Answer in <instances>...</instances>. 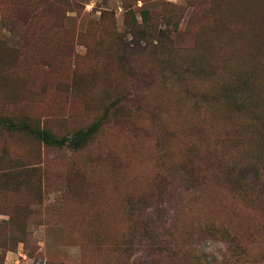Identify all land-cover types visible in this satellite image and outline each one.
I'll use <instances>...</instances> for the list:
<instances>
[{
    "label": "rangeland",
    "instance_id": "obj_1",
    "mask_svg": "<svg viewBox=\"0 0 264 264\" xmlns=\"http://www.w3.org/2000/svg\"><path fill=\"white\" fill-rule=\"evenodd\" d=\"M230 1L49 0L60 13L62 27L74 33L73 54L84 59L77 67L88 71L97 66L95 82L69 93L64 89L68 67L51 69L46 62L34 64L31 57L24 68L0 75V107L12 106L18 114L38 118L53 135L64 137L96 118L85 111L84 102L102 88L105 69L98 65L106 59L101 53L86 59V45H92L97 34L85 31L102 13L124 36L126 51L136 54L123 25L125 3L137 23L140 10L177 7L173 45L190 52L194 46L204 50L206 67L150 89L148 73L137 72L127 90L138 98L143 95L144 112L125 125L105 124L92 143L76 150L0 141V230H10L3 222L15 207L21 217L14 236L21 241L8 251L23 255L21 264H152L141 248L117 256L111 244L135 227L140 215L137 211L129 216L124 197L152 192L156 181L166 184L161 191L163 223L157 229L169 235L176 253L173 264H193L196 257L201 263L264 264V50L247 39L255 21L261 20L264 33V16L255 11L262 0H233L245 5L243 14L232 12ZM17 2L0 0V42L15 50L25 28L13 9ZM211 5L220 24L200 27L208 22L203 12ZM58 38L47 30L38 49L46 54ZM221 60L225 64L218 63ZM6 61L0 55V70ZM237 79H248L246 100L236 92ZM34 154L39 159L33 167L28 164ZM95 154L97 162L92 160ZM74 170L82 173L81 182ZM253 174L256 184L244 196L241 187ZM233 246L245 251L237 262L229 253Z\"/></svg>",
    "mask_w": 264,
    "mask_h": 264
},
{
    "label": "trees",
    "instance_id": "obj_2",
    "mask_svg": "<svg viewBox=\"0 0 264 264\" xmlns=\"http://www.w3.org/2000/svg\"><path fill=\"white\" fill-rule=\"evenodd\" d=\"M127 4L125 3L127 9L123 25L127 29L130 40L138 50L136 54H130L126 51L127 42L124 36L115 32L111 17L109 18L106 13H102L97 21L89 22L85 31L87 34H97V39L93 41V44L86 45V59L92 60L94 53H101L106 59L98 65L100 69H105L102 88L98 91L96 97L84 102L85 111L94 112L93 117L96 118L87 126L72 131L64 137H58L53 135L38 118L18 114L15 109L10 110L12 106H3L0 107V141L3 145H5V142L22 140L34 145L40 144L46 148L67 146L71 151L76 150L79 146L92 143L94 134L105 124L125 125L139 113L144 112L147 103L143 95L138 98L130 95L127 90L129 81L137 72L148 73L150 89L153 85L159 86L168 82L174 84L177 80L183 79L184 74L189 72L194 74V72L196 73L206 67V53L204 50L194 46L191 47L190 52L185 48L173 45L171 37L177 30V24L172 23V20L177 12V7L168 5V11L159 10L156 12L140 10V23H137L133 11ZM263 4L264 0L261 1L259 9L255 10L260 17L264 16ZM17 5L19 6H14L13 9L22 19L25 27L24 35L21 46L17 50L7 48L4 43L0 42L1 59H7L3 64L4 69L0 70L2 71L0 75L4 74L6 77L7 73L14 72L20 67L24 68V62L34 57V64L46 62L45 64L51 69L68 67L69 79L67 84L64 85V89L69 93L73 90L76 91V88L83 90L93 86L97 75V66L94 64L88 71L80 70L77 67L78 63L80 65V61L84 59L73 54L72 41L75 39L74 33L62 27L61 16L57 8L51 5L49 0H18ZM227 7L229 10L228 5ZM230 7L232 12H239L240 10L242 14L246 8L245 5L234 3L233 0L230 1ZM214 12H216L215 7L212 5L204 9L203 13L207 15L206 18H209V20L207 23L201 24L200 27L207 29L220 24L218 15L214 17ZM260 22L261 20L252 24L250 28L252 32L247 39L252 44L258 42L264 50V40L262 43L259 42L262 38L264 39V33L260 27L262 23ZM47 30H54L59 34V38L56 44H53L45 54L44 50L40 51L38 47H43V40L40 39V36ZM244 40L243 42L246 44L248 41L245 38ZM260 56L258 55V57ZM225 62L221 60L218 63L222 65ZM207 64L210 63L207 62ZM247 80H236L239 85L236 92H239L243 100L248 97L246 93ZM230 83L232 84L234 81ZM59 123L62 126L65 125L63 119H59ZM92 157V160L96 162L100 159L98 154ZM38 159L39 157L34 154L28 165L36 166ZM74 175L75 179L81 182L79 176H82V173L74 170ZM255 178L256 176L253 174L252 180L241 187L244 196L247 189L256 184ZM152 186V192L129 194L124 197V201L131 211L129 216L134 215V212L137 211L140 212V215L136 218L135 227L130 228L121 235V238L111 244L112 250L117 256H126L141 248L152 264H173L172 256L176 253L169 242V235H164L157 229L163 223L164 209L162 207L161 191L166 184L163 181H156ZM260 187L261 190L264 189V182L260 183ZM248 201L250 202L251 199H248ZM15 209V207H12L11 211L6 214L7 220L3 222V225L9 227L10 230L6 227L2 229L7 232L3 231L1 233L0 230V264L3 261L4 254L8 250H12L15 243L21 241L14 236L15 231L17 232L20 229L21 217L20 213L15 215ZM206 230L213 234L217 233L212 228ZM229 253L235 262L240 260L241 255H245V251L239 246L229 248ZM199 258L196 257L193 264H221L210 259H202L201 263ZM244 263L245 261L240 264Z\"/></svg>",
    "mask_w": 264,
    "mask_h": 264
},
{
    "label": "crops",
    "instance_id": "obj_3",
    "mask_svg": "<svg viewBox=\"0 0 264 264\" xmlns=\"http://www.w3.org/2000/svg\"><path fill=\"white\" fill-rule=\"evenodd\" d=\"M24 261V256L20 253L7 251L4 255V264H21Z\"/></svg>",
    "mask_w": 264,
    "mask_h": 264
}]
</instances>
